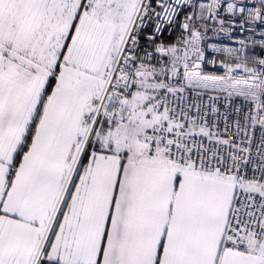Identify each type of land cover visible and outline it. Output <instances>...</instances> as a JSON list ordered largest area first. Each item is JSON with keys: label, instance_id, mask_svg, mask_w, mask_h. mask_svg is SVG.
Instances as JSON below:
<instances>
[{"label": "snow or ice", "instance_id": "1", "mask_svg": "<svg viewBox=\"0 0 264 264\" xmlns=\"http://www.w3.org/2000/svg\"><path fill=\"white\" fill-rule=\"evenodd\" d=\"M0 264H264V0H0Z\"/></svg>", "mask_w": 264, "mask_h": 264}]
</instances>
